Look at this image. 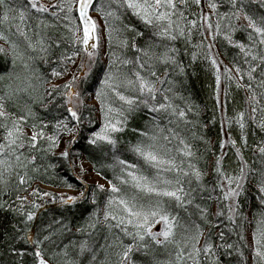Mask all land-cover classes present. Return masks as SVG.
Masks as SVG:
<instances>
[{
  "label": "snow or ice",
  "instance_id": "obj_1",
  "mask_svg": "<svg viewBox=\"0 0 264 264\" xmlns=\"http://www.w3.org/2000/svg\"><path fill=\"white\" fill-rule=\"evenodd\" d=\"M0 41V210L22 218L15 264H264V0H0ZM224 46L236 50L228 64ZM186 55L214 77L208 120L180 91ZM222 78L244 92L242 109L230 111ZM140 112L150 127L132 129L130 162L118 145ZM85 129L89 145L107 146L112 178L77 196L34 189L61 206L93 205L83 225H36L43 205L4 198L12 178L27 191L48 175L65 137L60 159L76 167L71 149ZM101 223L111 241L95 238Z\"/></svg>",
  "mask_w": 264,
  "mask_h": 264
},
{
  "label": "trees",
  "instance_id": "obj_2",
  "mask_svg": "<svg viewBox=\"0 0 264 264\" xmlns=\"http://www.w3.org/2000/svg\"><path fill=\"white\" fill-rule=\"evenodd\" d=\"M241 33L236 34V38L239 39L241 37ZM0 43H3L0 41ZM183 49V45H181ZM223 53L221 59L228 64L231 57L235 54L236 50L224 46L220 49ZM190 51H195L194 49H190ZM106 58L104 63H106ZM182 62L186 66V74L183 76L176 77L177 81L182 82L180 84V91L183 95L187 96L191 99V101L198 105L201 109V119L208 120L212 116V106L213 100L211 98L212 87L214 86V77L212 73L209 71L207 63L202 59L197 60L195 63H191L190 55L182 56ZM4 63L2 58H0V70H3ZM221 88H227L229 92V109L231 110H239L242 109L244 106L245 94L242 90L237 91L235 89L234 84L229 85V83L222 78ZM91 90V88H89ZM223 98V97H222ZM38 112L41 113L42 117L47 121H52L55 117L56 113L52 112L50 114H45L42 112L41 109H37ZM98 119V117H96ZM150 127L148 123V117L143 113H137L131 120L128 125V130L121 134L122 139L121 143L118 145L119 154L122 158L128 161H135V157L128 151V145L134 144L137 140L140 139L137 132H133L132 129L138 130H145ZM96 128H99V124L96 125ZM88 129H85L84 134L81 138L72 145L71 149V160H75L77 157H84L93 167V170L97 173L98 171L101 173L105 180L112 178V172L107 167L103 165L106 162H111V154L107 151V146H105V150L102 151L101 149H97L87 143V136H88ZM207 138L211 141L210 147L214 149L218 147L217 140H218V128L211 127L207 130L206 133ZM197 146L203 151L204 145L200 142H196ZM60 152L58 149L56 150L55 156H49L47 158V162L56 165L55 169H49V174L44 176H38L32 181V185L36 183H41L44 185H49L52 187L60 188V189H74L76 191H81L87 186L89 190L93 189L95 186L93 185H85L81 183L78 177L74 173V168L71 164H69L68 160L60 159ZM208 154L205 153V156ZM246 157L248 153L245 154ZM214 159V157L212 158ZM211 164V159H209L208 164H205L203 160H201V167H208ZM211 179V177H208ZM68 185H72L69 187ZM11 196L4 197L8 199V202L11 204L13 200L17 196H23L25 193H28L31 187L27 188V191L20 189L17 185V181L15 177L11 180ZM27 187V186H25ZM38 189V188H37ZM40 193H50L51 196H55L57 198L61 197L62 194H57L53 192H48L42 189H39ZM2 195V194H0ZM63 196H67L63 194ZM32 200L25 201L26 208L29 210L32 209V203L35 202L36 204L43 205L37 211V219L35 221L36 225L46 226L47 224L51 223L54 219H61L71 221L74 225H83L87 218L89 217L90 213L92 212L93 205L88 203L87 201L83 203H76L75 205H65L61 206L58 202L52 203L50 202L51 197H42L37 198L32 196ZM100 201L103 202L104 196L101 194L99 197ZM19 204V201H17ZM17 204H13V207H16ZM213 210H215L213 208ZM247 211V209H245ZM183 215V213H182ZM251 216V213H248ZM102 218V213H101ZM22 218L16 216L14 213L7 211V210H0V264H15V259L10 254L11 248V236L15 234L14 225L18 224ZM23 227V225H20ZM247 227V225H245ZM73 240H80L83 239L79 233H76L75 227L73 228ZM107 236L108 239L111 241L114 238L113 233H109L108 229L104 226V224H98L96 226L95 238L101 240L103 243V237ZM233 240H236V237H233ZM67 242V240H65ZM203 244V241H201ZM18 248L21 245H16ZM245 254L247 255V249H243ZM103 255V253H101ZM160 258L167 259V254L161 252ZM28 262H30L31 258H26Z\"/></svg>",
  "mask_w": 264,
  "mask_h": 264
},
{
  "label": "rangeland",
  "instance_id": "obj_3",
  "mask_svg": "<svg viewBox=\"0 0 264 264\" xmlns=\"http://www.w3.org/2000/svg\"><path fill=\"white\" fill-rule=\"evenodd\" d=\"M65 79H67V77ZM57 82L63 83L64 81H57ZM89 103L90 105H95L96 102L94 100H90ZM67 139H68L67 137L64 138V140L62 141L60 145V148L58 149V152H61L64 149V147L66 146ZM74 162L76 164V167H73L74 173L80 181H83V184L95 186L97 183H99V184H105V186H107V180H105L102 176L97 175V173L93 170L92 165L84 157H77L75 158ZM81 162H83V166L87 170L83 175H81L80 168H79V165ZM37 188L48 191V192L57 193V194H62V195L66 194L67 196H77L79 194V191H76L74 189H60V188L52 187L49 185L36 183L32 185L29 192L25 193L23 196H26L29 200H32L33 198L31 197L33 195L31 193L33 192L34 189H37Z\"/></svg>",
  "mask_w": 264,
  "mask_h": 264
}]
</instances>
